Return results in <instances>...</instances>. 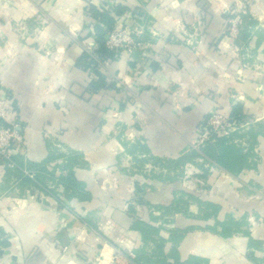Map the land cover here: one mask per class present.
Wrapping results in <instances>:
<instances>
[{
    "label": "crops",
    "instance_id": "crops-1",
    "mask_svg": "<svg viewBox=\"0 0 264 264\" xmlns=\"http://www.w3.org/2000/svg\"><path fill=\"white\" fill-rule=\"evenodd\" d=\"M105 1L144 18L146 48L99 57L87 6ZM233 2L0 0L15 155L63 201L0 161V264H264V75L234 54ZM83 53L97 64L81 65ZM238 103L257 121L227 137L246 153L245 134L262 125L253 159L231 172L202 148L192 157L210 111L230 116ZM67 163L80 192L55 178Z\"/></svg>",
    "mask_w": 264,
    "mask_h": 264
},
{
    "label": "built area",
    "instance_id": "built-area-1",
    "mask_svg": "<svg viewBox=\"0 0 264 264\" xmlns=\"http://www.w3.org/2000/svg\"><path fill=\"white\" fill-rule=\"evenodd\" d=\"M115 6L116 4H109L107 7L109 12L115 18V26L107 36L105 45L107 49L114 51L117 56L126 55L127 57H130L136 51L142 50L148 45L143 40L147 26L144 18L135 15L132 12L127 11L123 14H117ZM100 9L103 10L102 5L100 6ZM231 15V18L229 19L228 33L229 36L235 40L236 37L240 35V27L238 25L241 23V21H239L241 15ZM193 36L194 35L189 34L188 43L192 44L194 42L192 40ZM234 54L237 55L236 53ZM9 104L10 102L7 97L0 96V120L7 124L0 126V161L5 168H13L16 166L12 157L22 142L21 123L16 119L8 121L10 112ZM249 124L250 120L248 119L237 123L231 116L213 109L201 125L200 131L191 140L190 147L192 149H201L209 142L215 141L216 138L220 136H229L231 133L247 127ZM64 172L65 170L61 171V173ZM24 173L29 177L34 176L33 173L27 170H24ZM222 173L225 179H232L228 173ZM51 188H53V186L48 187V189ZM46 198H49L54 205H59L62 200L61 195L58 193L52 195L47 192Z\"/></svg>",
    "mask_w": 264,
    "mask_h": 264
},
{
    "label": "trees",
    "instance_id": "trees-1",
    "mask_svg": "<svg viewBox=\"0 0 264 264\" xmlns=\"http://www.w3.org/2000/svg\"><path fill=\"white\" fill-rule=\"evenodd\" d=\"M107 7L108 5L106 4V1L103 2L102 5L103 10L92 4H89L87 6L88 12L91 14L92 17V22L95 31V38L98 42L97 54L101 59L115 58L117 56L114 51L107 49L105 45V40L107 36L115 26V18L109 12ZM115 10L117 14H123L124 12H126L125 7L121 5H116ZM244 18H245V24H244V29L241 32V36L245 41H250L253 37H256L255 49H257L259 48L262 41H264V30H262L261 28H257L258 22L256 19H253L250 16ZM88 59H89V55L87 53H83L80 56L78 62H80L81 65H83L84 67H88L91 63L97 64L94 59L90 58V61H88ZM99 80H101V82H105L104 77L102 76L99 77ZM98 87H99L98 80L97 82L92 83L93 89H97ZM230 116L235 120V122L239 123L247 119L248 114L244 109V105L238 103L233 107ZM251 118L252 117L250 116V121L253 120ZM1 125H7V124L2 120H0V126ZM262 129L263 126L258 125L257 128L256 127L255 129L252 128L248 133L245 134L246 136L249 135L248 139L251 142V146H249V148L246 149L247 151L246 153L243 152L244 148H242L240 144L238 143L235 144V142L233 143L232 136L231 137L222 136L216 138L215 141L209 142L202 148V153L208 156L209 158L217 161V163H219L226 170L231 172H237L241 167V164L243 165L244 158L247 159V157L250 156L251 159H253V156H255V152H253L254 146L252 144H254V138L258 134V131L260 132ZM235 135L239 136L238 133ZM214 142L217 144L218 147L212 144ZM191 154L192 157L198 155L196 151L195 152L193 151ZM12 158L16 166L13 168H6V171L8 173L15 174L16 176H18V178H20L21 180V183L26 187L41 188L46 192L51 193L52 195H56L57 192L55 188L48 189V187L42 183L43 180L40 178L38 172H32L31 170H29V172L33 173L34 175L33 178L29 177L24 173V167L20 164L15 154L13 155ZM63 168L66 172L58 175V177L56 176L55 178L59 181V183L64 185L66 191L75 190L80 192V190H82L83 185L81 182H78V180L74 177V171L72 170V168L69 166L68 163ZM71 194H73V192ZM62 203L63 201L61 200L60 204Z\"/></svg>",
    "mask_w": 264,
    "mask_h": 264
},
{
    "label": "rangeland",
    "instance_id": "rangeland-1",
    "mask_svg": "<svg viewBox=\"0 0 264 264\" xmlns=\"http://www.w3.org/2000/svg\"><path fill=\"white\" fill-rule=\"evenodd\" d=\"M224 10L228 13L230 19L231 14H239L241 15V23H239L240 27V35L235 39V45H233V50L237 55L236 58H239L245 63V66L250 70V72H256L264 75V50L257 48L255 49L254 42L256 37H253L250 41H245L241 36V32L244 29L245 18L244 17H252L256 19L258 24L257 27L264 29V9L261 8L259 4L253 2V0L249 2H243L242 0H237L236 2L227 5ZM245 12V13H243ZM248 20V18H247ZM257 29V28H256ZM193 40V39H192ZM245 67V68H246ZM253 76V75H252ZM263 99H264V91H263ZM250 124L248 126H253L256 123V117H252ZM249 120V119H248ZM259 120V119H258ZM213 142V141H212ZM196 152H201V149H194ZM202 153V152H201ZM258 155V154H257ZM199 156V155H198ZM197 159V158H196ZM199 160V159H198Z\"/></svg>",
    "mask_w": 264,
    "mask_h": 264
}]
</instances>
